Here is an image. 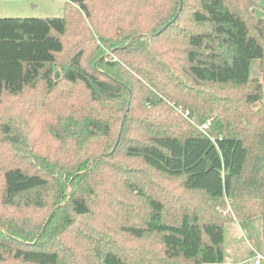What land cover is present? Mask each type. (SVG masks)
<instances>
[{"label": "trees", "instance_id": "16d2710c", "mask_svg": "<svg viewBox=\"0 0 264 264\" xmlns=\"http://www.w3.org/2000/svg\"><path fill=\"white\" fill-rule=\"evenodd\" d=\"M256 6L65 0L61 17H0V106L31 115L10 144L0 119V264H222L225 224L257 217L264 264ZM143 167L182 192L157 193Z\"/></svg>", "mask_w": 264, "mask_h": 264}, {"label": "rangeland", "instance_id": "374dc122", "mask_svg": "<svg viewBox=\"0 0 264 264\" xmlns=\"http://www.w3.org/2000/svg\"><path fill=\"white\" fill-rule=\"evenodd\" d=\"M255 1L257 2V6L254 9V15L258 18H264V0ZM64 6L65 0H0V17H61L64 14ZM67 37L64 53L58 59L59 64L63 67L71 52L74 51L71 44L75 38L71 36V34H68ZM87 63L90 66L93 65V62L90 60H87ZM58 71L59 75H61V67H58ZM251 76L259 77L264 86V74H261L257 70L256 59L251 63ZM15 98L16 97L6 98V101L0 106V119L7 123L10 128V138L9 141H7L8 144L14 142L15 137L23 139L25 136L30 137L31 135L30 130L26 129V123L31 119L28 107L26 105L20 107L22 103L18 100L15 101ZM174 111L175 115L181 114L177 109H174ZM143 170L142 174L144 173L143 175H145V183L157 193L160 187L164 189L166 187L174 193L182 192L177 187V183L179 182L178 179H165L162 176H157L147 167H143ZM260 223V218L257 217L246 229L236 221H231L225 224V264H237L239 260L244 261L239 262L238 264H254L253 257L255 252L251 247V243H253L255 249L260 248ZM133 245L134 244L132 243H127L126 247H133Z\"/></svg>", "mask_w": 264, "mask_h": 264}, {"label": "built area", "instance_id": "2783aa9c", "mask_svg": "<svg viewBox=\"0 0 264 264\" xmlns=\"http://www.w3.org/2000/svg\"><path fill=\"white\" fill-rule=\"evenodd\" d=\"M178 110L179 113H181L184 117H188L189 112L187 110H181L179 108H176ZM206 125L203 124L202 127H205ZM263 260V256L261 255V253L259 252H255V255L253 257V262L254 264H260L261 261Z\"/></svg>", "mask_w": 264, "mask_h": 264}, {"label": "crops", "instance_id": "0c3cea01", "mask_svg": "<svg viewBox=\"0 0 264 264\" xmlns=\"http://www.w3.org/2000/svg\"><path fill=\"white\" fill-rule=\"evenodd\" d=\"M251 247H252V246H251ZM224 261H225V259H224ZM243 261H244V260H239L238 263H239V262H243ZM238 263H237V264H238ZM222 264H225V262H223ZM244 264H245V263H244Z\"/></svg>", "mask_w": 264, "mask_h": 264}, {"label": "water", "instance_id": "95a60500", "mask_svg": "<svg viewBox=\"0 0 264 264\" xmlns=\"http://www.w3.org/2000/svg\"><path fill=\"white\" fill-rule=\"evenodd\" d=\"M181 1V0H180Z\"/></svg>", "mask_w": 264, "mask_h": 264}]
</instances>
